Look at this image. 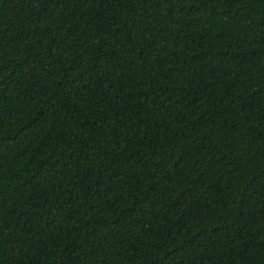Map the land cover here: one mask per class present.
Segmentation results:
<instances>
[{
  "label": "trees",
  "instance_id": "1",
  "mask_svg": "<svg viewBox=\"0 0 264 264\" xmlns=\"http://www.w3.org/2000/svg\"><path fill=\"white\" fill-rule=\"evenodd\" d=\"M0 264H264V0H0Z\"/></svg>",
  "mask_w": 264,
  "mask_h": 264
}]
</instances>
